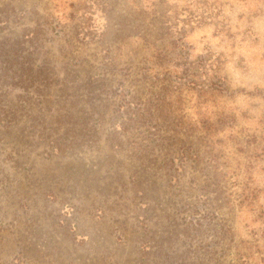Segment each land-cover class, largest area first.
I'll return each mask as SVG.
<instances>
[{"label":"rangeland","instance_id":"374dc122","mask_svg":"<svg viewBox=\"0 0 264 264\" xmlns=\"http://www.w3.org/2000/svg\"><path fill=\"white\" fill-rule=\"evenodd\" d=\"M99 77L165 95L163 135L68 137ZM232 234L264 264V0H0V264H230Z\"/></svg>","mask_w":264,"mask_h":264},{"label":"trees","instance_id":"16d2710c","mask_svg":"<svg viewBox=\"0 0 264 264\" xmlns=\"http://www.w3.org/2000/svg\"><path fill=\"white\" fill-rule=\"evenodd\" d=\"M123 72H128L126 69ZM127 74V73H126ZM125 74V75H126ZM154 76L152 73L148 74V71L145 70L141 74L142 77L150 79ZM100 86L103 87V93L107 97V102L101 107L96 105L98 99H100L101 94L88 95L87 103L89 104L92 113L88 114L80 123L79 126L83 128L81 132H76L74 130H67V136L70 138H80L84 136L88 141H94V139L100 133V127L107 121L111 124V132L114 133L116 137L121 135L127 136H142L144 141H154L156 136H162L163 126L160 125L157 116V111L164 114L163 108L169 106L170 102H166L165 95H155L148 98L147 100L143 98H138L132 88H127L125 81L127 78L120 79L116 82V86H111L110 82L107 79L99 77ZM183 81L182 78H177L176 81ZM186 82L191 84H196L193 80L186 78ZM133 87V86H131ZM94 88V83L91 85V89ZM96 122V126H95ZM94 124V126H91ZM173 131L178 133V129ZM68 139V138H67ZM77 145H73L72 148L71 142H66V139H63V142L60 146H53V151L57 153H64L69 150L75 149ZM220 226V225H219ZM223 229V228H221ZM222 232V230H221ZM219 245L221 242H218ZM217 245V244H216ZM260 246H251V244L244 241H238L234 234L231 235V249L234 250V258L231 260L230 264H254L252 263L253 254L251 250L254 248L259 249ZM225 250L219 252V258H224L227 254ZM205 256V254H204ZM263 260V257H262ZM219 263H221L219 261ZM201 264H205L204 261Z\"/></svg>","mask_w":264,"mask_h":264}]
</instances>
